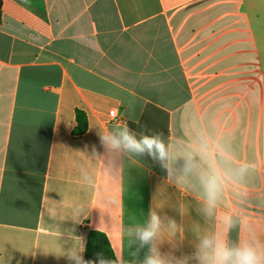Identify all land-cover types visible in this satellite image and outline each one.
<instances>
[{
	"label": "crops",
	"instance_id": "1",
	"mask_svg": "<svg viewBox=\"0 0 264 264\" xmlns=\"http://www.w3.org/2000/svg\"><path fill=\"white\" fill-rule=\"evenodd\" d=\"M124 128L159 136L168 169L101 139ZM212 170L229 178L209 217ZM150 212L171 264L206 235L264 245V0H2L0 264H72L90 230L139 264Z\"/></svg>",
	"mask_w": 264,
	"mask_h": 264
},
{
	"label": "clouds",
	"instance_id": "2",
	"mask_svg": "<svg viewBox=\"0 0 264 264\" xmlns=\"http://www.w3.org/2000/svg\"><path fill=\"white\" fill-rule=\"evenodd\" d=\"M114 148H123L129 152L136 154H147L154 160L160 162V166L165 170L174 157L170 149L160 139L159 136H142L137 139L135 134L131 133L127 128H124L118 135L109 137H101ZM206 148V145L203 146ZM197 168V164L191 153L185 155V163L183 171L185 174L192 173ZM248 166L245 165L241 172H246ZM226 175H222L216 170L210 173H202L200 175V186L204 197V212L207 216L214 215V210L217 206V201L222 192ZM174 228V223L170 222ZM222 223L226 230H230L235 226L236 220L232 215H225L222 218ZM161 217L150 212L147 221L143 226H138L133 230H129V235L135 238L139 249H146L143 260L139 264H171L170 259L164 255L159 248V241L162 234ZM131 243V242H130ZM86 251V244L82 243L80 248L69 255V260L72 264H96L93 260H85L82 253ZM136 255V253H132ZM193 258L197 264H264V245L253 240L241 244H230L225 239L211 234L204 236L196 251L193 253ZM99 264H115L114 261L103 259L99 256ZM177 264H187V259L177 261Z\"/></svg>",
	"mask_w": 264,
	"mask_h": 264
},
{
	"label": "trees",
	"instance_id": "3",
	"mask_svg": "<svg viewBox=\"0 0 264 264\" xmlns=\"http://www.w3.org/2000/svg\"><path fill=\"white\" fill-rule=\"evenodd\" d=\"M2 0H0V15H1ZM76 126L73 130L75 136H80L87 130V117L85 112L76 111ZM98 254L106 260L114 261L119 264V261L113 251L111 243L107 235L99 230H90L87 234L86 251L84 255L85 260H93L99 264Z\"/></svg>",
	"mask_w": 264,
	"mask_h": 264
},
{
	"label": "built area",
	"instance_id": "4",
	"mask_svg": "<svg viewBox=\"0 0 264 264\" xmlns=\"http://www.w3.org/2000/svg\"><path fill=\"white\" fill-rule=\"evenodd\" d=\"M110 118L112 122L115 123H121L123 121V119L121 117H119L115 111H111L110 112Z\"/></svg>",
	"mask_w": 264,
	"mask_h": 264
}]
</instances>
